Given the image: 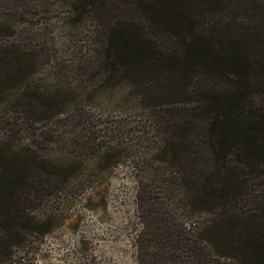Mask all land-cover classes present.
<instances>
[{"label": "trees", "instance_id": "trees-1", "mask_svg": "<svg viewBox=\"0 0 264 264\" xmlns=\"http://www.w3.org/2000/svg\"><path fill=\"white\" fill-rule=\"evenodd\" d=\"M111 88L146 135L87 137L90 163L138 157L135 264H264V0H0V264H30L79 167L47 130Z\"/></svg>", "mask_w": 264, "mask_h": 264}, {"label": "rangeland", "instance_id": "rangeland-1", "mask_svg": "<svg viewBox=\"0 0 264 264\" xmlns=\"http://www.w3.org/2000/svg\"><path fill=\"white\" fill-rule=\"evenodd\" d=\"M67 46L61 49L57 68L64 80L75 85L84 80L78 68L65 61L83 54L86 47L84 50L79 42ZM118 96L117 90L111 88L76 101L68 111L73 118L51 125L54 128L48 129L43 137L46 151L50 145L54 148L63 145L76 156L79 167L67 180L53 179L58 185L48 193L45 202V209L52 213L51 229L29 236L31 247L24 255L26 262L135 264L132 235L138 218L133 175L138 162L133 161L138 157L122 158L112 166L93 165L90 163L93 159L91 142L87 138L94 142L92 136L98 140L102 135L108 142L121 131L122 139L130 138L138 144L146 135V127L140 124L144 115L125 105L124 100L118 101ZM83 120H89L92 125L84 126ZM130 120L135 125L127 132L126 122ZM52 132L56 134L53 138Z\"/></svg>", "mask_w": 264, "mask_h": 264}]
</instances>
